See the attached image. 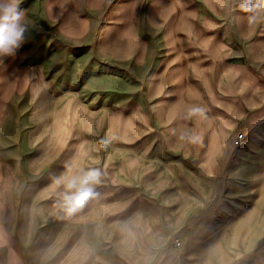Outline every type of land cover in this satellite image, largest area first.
<instances>
[{
    "label": "crops",
    "instance_id": "crops-1",
    "mask_svg": "<svg viewBox=\"0 0 264 264\" xmlns=\"http://www.w3.org/2000/svg\"><path fill=\"white\" fill-rule=\"evenodd\" d=\"M35 4L65 46L81 49L93 40L91 55L97 60L143 74L142 91L133 98V108L107 113V151L154 137L160 140L162 153L174 157L180 173L187 170L185 164L190 165L192 180L197 182L223 185L226 178L221 174L227 169L242 170L244 179L229 183L228 193L240 202L220 214L213 207L201 211L198 191L186 197L183 192L162 194L177 203L167 209L143 210V218L137 217L135 208L123 210L127 227H141L145 234L140 248L155 251L144 264L151 263L155 254L160 256L159 264H240L248 259L264 242V18L249 23V14L228 0H20L27 19ZM106 4L113 5L103 13ZM121 4L126 5L123 13L118 12ZM95 16L101 26L94 36L90 26ZM143 25L149 31L141 36ZM26 50L25 35L14 55L0 58V126L12 122L8 112L13 105L16 108L31 98H35L38 124L40 120L69 122L72 93H52L42 79V68L27 63ZM235 130L245 137L238 146L229 141ZM39 135L40 128L35 130ZM87 147L66 145L64 140L52 152H87ZM18 148L22 153V146ZM5 179L0 157V185ZM28 197V190L20 197L13 228L0 217V264H55L50 257L45 263L43 258L33 262L26 255L35 229L33 217H27ZM194 200L195 207L183 203ZM96 219L87 209L80 210V223H96ZM117 222H121L119 214ZM171 237L180 242L178 248L170 247ZM79 245V262L75 259L74 264H104L97 246ZM71 256L65 251L63 264H72Z\"/></svg>",
    "mask_w": 264,
    "mask_h": 264
},
{
    "label": "rangeland",
    "instance_id": "rangeland-1",
    "mask_svg": "<svg viewBox=\"0 0 264 264\" xmlns=\"http://www.w3.org/2000/svg\"><path fill=\"white\" fill-rule=\"evenodd\" d=\"M228 1L239 4V0ZM112 5L106 4L103 13H107ZM125 6L121 4L118 12L123 13ZM190 10H185L187 16ZM232 11L228 10L226 16L230 17ZM141 16L142 9L139 12ZM27 20V63L42 68L39 69L42 79L50 84L52 93H72L69 122L56 119L48 123L40 120L38 124L35 121V98H31L28 103L16 108L13 105L8 112L12 122L9 119L0 126V157L6 173V179L0 185V217H4L7 225L13 228L20 197L28 190V201H24L29 214L27 217H33L35 223L30 239L32 244L27 249L28 258H32L33 262L35 258H43L46 263L50 257L55 259V264H63L64 253L68 251V254L72 253L74 264L75 259L79 262V244L83 243L88 247L97 246L100 250L98 254L103 253L100 257L104 258V264H144L155 251L140 248L144 244L145 234L141 232V227H127L123 210L135 208L139 214L137 217L143 218V210L174 207L177 202L169 199L170 196L163 198L162 194L165 196L175 192H183L186 197L188 193L198 191L201 194L198 201L201 211L213 207L218 214L224 208L240 202L228 194L231 192L229 183L244 179L241 177L242 170L235 166L221 174L226 178L223 185L218 183L214 186L192 180L190 165L185 164L187 170L180 173L174 157L162 153L158 138L139 139L131 147L107 151V113L112 109L127 112L133 108V98L142 91L143 74L127 66L106 65L97 60L91 55L93 40L81 49L65 46L53 26L43 21L37 4ZM93 21L95 23L90 27L95 36L101 26L100 17H93ZM224 28H228L227 23ZM140 31L144 36L149 30L143 25ZM67 75H71L69 80L65 77ZM48 124L52 127L50 131ZM39 128L40 135L35 136V130ZM5 130L8 137H5ZM49 132L51 136L48 137ZM239 133L242 134L235 130L229 136L233 146L245 140L242 134L243 140L234 143ZM64 140L66 145L88 146L87 152L81 149L80 152L76 150L68 154L53 153V147L59 150ZM19 145L22 146V153L18 152ZM10 149L13 152L9 153ZM65 156L67 162L64 164ZM89 169L100 170L102 178L95 187L99 196L81 208L97 215L96 223L85 224L80 223L81 209L68 216L58 207L63 186L56 185L55 180ZM183 203L189 207L197 205L196 200ZM118 214L120 223L117 222ZM174 240L172 237L169 239L170 247L178 248ZM129 245L135 248H129ZM159 258L155 254L149 264H159ZM240 264H264V242Z\"/></svg>",
    "mask_w": 264,
    "mask_h": 264
},
{
    "label": "clouds",
    "instance_id": "clouds-1",
    "mask_svg": "<svg viewBox=\"0 0 264 264\" xmlns=\"http://www.w3.org/2000/svg\"><path fill=\"white\" fill-rule=\"evenodd\" d=\"M19 4L20 0H0V58L14 55L29 30L25 11ZM239 8L249 14V23L264 18V0H239ZM199 111L193 110L194 113ZM101 178L102 173L98 169L81 170L77 174L57 178L55 184L63 186L58 207L68 216L77 212L89 200L99 196L95 187L101 183Z\"/></svg>",
    "mask_w": 264,
    "mask_h": 264
},
{
    "label": "built area",
    "instance_id": "built-area-1",
    "mask_svg": "<svg viewBox=\"0 0 264 264\" xmlns=\"http://www.w3.org/2000/svg\"><path fill=\"white\" fill-rule=\"evenodd\" d=\"M242 140H243V135L239 133V134H237V136L235 137L234 143H235V144H238V143H240ZM174 245H175L176 247H179V246H180V243H179V241H178L177 239L174 240Z\"/></svg>",
    "mask_w": 264,
    "mask_h": 264
}]
</instances>
